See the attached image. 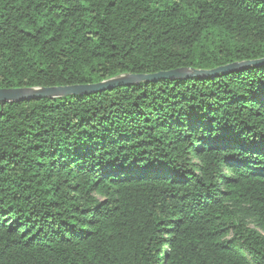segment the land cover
<instances>
[{"label":"trees","instance_id":"obj_1","mask_svg":"<svg viewBox=\"0 0 264 264\" xmlns=\"http://www.w3.org/2000/svg\"><path fill=\"white\" fill-rule=\"evenodd\" d=\"M264 60V0H0V89ZM0 264H264V65L0 105Z\"/></svg>","mask_w":264,"mask_h":264},{"label":"water","instance_id":"obj_2","mask_svg":"<svg viewBox=\"0 0 264 264\" xmlns=\"http://www.w3.org/2000/svg\"><path fill=\"white\" fill-rule=\"evenodd\" d=\"M264 65V60L248 63H236L225 67L217 68L213 71H191L175 70L171 72H162L154 75H129L108 80L99 84L49 87V88H28V89H0V105L3 107L10 103H20L39 99H59L67 97L88 96L117 87H125L139 82H154L160 79H186L192 76H213L218 73H227L237 69L249 68L251 66Z\"/></svg>","mask_w":264,"mask_h":264}]
</instances>
